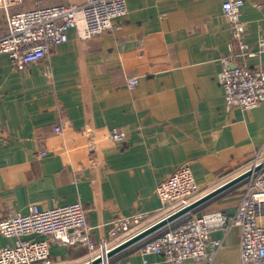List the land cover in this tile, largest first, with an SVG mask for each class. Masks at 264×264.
Instances as JSON below:
<instances>
[{"label": "crops", "instance_id": "obj_1", "mask_svg": "<svg viewBox=\"0 0 264 264\" xmlns=\"http://www.w3.org/2000/svg\"><path fill=\"white\" fill-rule=\"evenodd\" d=\"M83 1L21 0L11 11ZM224 1L125 0L126 14L110 29L90 39L69 30L66 42L22 69L0 53V218L32 204L80 202L99 241L109 238L115 218L158 214L156 187L181 165L190 166L200 195L242 171L264 143V101L228 107L218 74L226 57L264 67V0H243L245 53ZM7 31L0 9V37ZM131 76L139 79L134 88ZM113 128L125 131L123 144L106 142ZM242 193L241 183L234 185L192 212L233 213ZM211 238L222 241L213 260L189 264H240L239 227ZM13 242L0 235V246ZM140 247L116 257L121 264H164ZM50 255L52 264L88 259L80 246L51 244Z\"/></svg>", "mask_w": 264, "mask_h": 264}, {"label": "built area", "instance_id": "obj_2", "mask_svg": "<svg viewBox=\"0 0 264 264\" xmlns=\"http://www.w3.org/2000/svg\"><path fill=\"white\" fill-rule=\"evenodd\" d=\"M20 1L0 0L8 26L7 33L0 37V53L7 54L18 69L46 58L51 47L68 40L69 30L73 29L80 39H90L110 29L112 21L127 12L125 0H84L70 5L11 11ZM243 3V0H225L222 10L232 27L234 40L245 53ZM259 46L264 51V41L260 40ZM221 64L218 80L228 107L251 109L264 101V67L248 69L227 57L221 59ZM138 81L137 76H131L127 84L134 88ZM59 130L61 127L56 126L55 131ZM126 137L124 130L113 128L108 130L105 140L120 145ZM96 143L92 135L91 151ZM261 163H264V143L239 173ZM241 183L243 193L233 213L214 210L196 215L191 210L139 240L142 255L160 254L164 264H189L190 260L211 262L222 244L220 239L211 238L212 231L226 232L239 227L240 264H264V167ZM156 193L161 202L158 214L115 218L109 238L99 241L90 233L80 202L51 208L32 204L26 213L11 211L0 218V235L14 239L13 243L0 246V264H52L51 244L86 248V262L99 259L97 264H121L117 254L108 255L112 248L201 196L187 164L163 179Z\"/></svg>", "mask_w": 264, "mask_h": 264}, {"label": "water", "instance_id": "obj_3", "mask_svg": "<svg viewBox=\"0 0 264 264\" xmlns=\"http://www.w3.org/2000/svg\"><path fill=\"white\" fill-rule=\"evenodd\" d=\"M263 167H264V163H261L259 165H256L253 168L247 169V170L235 175L234 177H232L231 179L221 183L220 185H218L217 187H215L211 191L201 195L200 197H198L195 201H193L189 205L179 209L178 211H175V212L169 214L166 217H163L162 219H160L157 222L153 223L152 225L148 226L147 228H145L141 232H139V233L135 234L134 236L130 237L129 239L119 243L118 245H116L114 248H112L109 251L108 255L117 254L121 250L131 246L132 244L138 242L139 240H141V239L145 238L146 236L150 235L151 233L155 232L157 229L164 226L168 222H171V221L175 220L176 218L182 216L183 214L195 209L196 207H198L202 203L206 202L210 198L219 194L220 192H222V191H224V190H226V189H228L234 185L241 183L245 178L249 177L254 172L260 171ZM98 262H99V259H93L92 261H88V262H85L82 264H97Z\"/></svg>", "mask_w": 264, "mask_h": 264}, {"label": "rangeland", "instance_id": "obj_4", "mask_svg": "<svg viewBox=\"0 0 264 264\" xmlns=\"http://www.w3.org/2000/svg\"><path fill=\"white\" fill-rule=\"evenodd\" d=\"M236 175H237V174H236ZM234 176H235V175H234ZM234 176H233V177H234ZM231 178H232V177H231ZM231 178H229V179H231ZM229 179H227V180H229ZM227 180H226V181H227ZM241 185L243 186V183H241Z\"/></svg>", "mask_w": 264, "mask_h": 264}]
</instances>
